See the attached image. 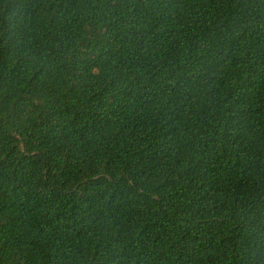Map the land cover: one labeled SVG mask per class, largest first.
Returning a JSON list of instances; mask_svg holds the SVG:
<instances>
[{
	"label": "trees",
	"instance_id": "1",
	"mask_svg": "<svg viewBox=\"0 0 264 264\" xmlns=\"http://www.w3.org/2000/svg\"><path fill=\"white\" fill-rule=\"evenodd\" d=\"M0 264H264V0H0Z\"/></svg>",
	"mask_w": 264,
	"mask_h": 264
}]
</instances>
